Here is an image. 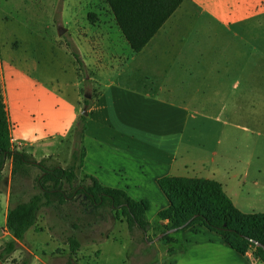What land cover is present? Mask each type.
I'll return each mask as SVG.
<instances>
[{
    "label": "crops",
    "instance_id": "0c3cea01",
    "mask_svg": "<svg viewBox=\"0 0 264 264\" xmlns=\"http://www.w3.org/2000/svg\"><path fill=\"white\" fill-rule=\"evenodd\" d=\"M255 14L252 5L243 11L238 0H185L140 53L133 52L113 14L109 23L98 19L86 29L90 36L72 37L85 67L96 71L85 82L79 79L78 65L65 45L54 49L59 77L47 69L39 47L23 56L9 54L5 64L0 54V85L13 149L37 161L51 158L71 163V135L85 109L83 87L95 82L101 90L87 110L81 175L124 191L136 202H147L151 225L168 224L159 218L170 207L159 181L169 176L215 180L243 213H264L262 171L255 172L221 138L214 148L207 147L212 138L206 127L223 124L210 112L217 96H208L203 104L192 101L207 88V80L219 90L231 91L230 71L221 62L242 56L239 47L244 45L235 28ZM73 19L74 12L72 23ZM72 23L64 29H71ZM213 30L217 32L212 45L233 46L230 39H222V30L239 41L232 55L220 57L216 50L206 48V32ZM13 187V162L8 160L0 179V251L13 240L8 228ZM54 229L39 216L13 259L19 261L25 251L33 257L32 264H60V246L75 258L82 249L70 251V244L64 245ZM177 239L184 251L172 252L169 264H254L250 252L238 253L221 235L202 225L179 233ZM105 244L116 246L117 253L122 246L114 238L93 243L101 250V264L107 255ZM124 259L118 264H125ZM110 262L116 264L114 258Z\"/></svg>",
    "mask_w": 264,
    "mask_h": 264
},
{
    "label": "rangeland",
    "instance_id": "374dc122",
    "mask_svg": "<svg viewBox=\"0 0 264 264\" xmlns=\"http://www.w3.org/2000/svg\"><path fill=\"white\" fill-rule=\"evenodd\" d=\"M238 4L242 6L243 11L247 6L252 5L257 14L253 19L235 28L238 40L241 39L244 45L239 47V50L244 51L242 56L234 61L232 59L231 62L229 59L221 62V65L227 66L230 71L227 82L229 86L230 81L231 91L230 88L219 90L211 80H207V88L196 93L192 101L195 100L196 105L203 104L208 96L210 99L217 96V104L210 112L211 114L215 112L217 115L213 117L221 118L223 124L219 127H206L210 130L209 136L212 138L207 143V147L214 148L216 141L221 138L223 143L227 142L230 145V150L242 155L255 172L262 171L261 175L264 179V0H238ZM255 6H257L256 10ZM73 12L74 23L70 20ZM89 13H96L98 19L104 23L112 20V12L105 0H0L2 61L5 64L9 54L23 56L27 52L31 53L35 47H39L41 59L47 69L55 77H59V70L55 69L57 61L54 49L58 45H65L70 52L78 51L77 46L72 44V37L77 35L84 39L90 36L91 32L86 30L91 27L88 21ZM66 23H72L71 29L67 28L66 33L60 36L59 29L66 27L68 25ZM215 32L217 31L206 32V48L216 50V54L220 57L225 53L232 55L236 45L240 44L239 41L222 30V39L226 41L230 39L233 46L230 44L227 46L225 43L212 45ZM229 64L232 66L229 67ZM95 73V70H89L87 67L82 73L78 67L79 79L83 82L88 75ZM100 90L101 87L95 82H91L90 85L84 84L83 98L85 99V95L93 97ZM194 140L197 141L196 136ZM70 143L71 145L74 143V134L71 135ZM72 154L73 150H70L69 160L72 159ZM58 162L63 167L70 164L67 163L68 160ZM40 173L38 168L33 167L17 171L14 176V192H16L13 198L14 204L19 199L28 200L35 193L34 187ZM77 175L79 178L83 177L78 170ZM40 218L47 220L51 228H57L56 231L54 229L55 234L60 236L64 245L76 242L80 245L79 250L82 249L73 258L67 256L65 247L60 246L57 251L60 264H101V250L94 248L93 243L98 245L111 238L122 245V250L117 253L116 246L105 244L107 255L103 258V264H114L110 262L113 258L116 264L123 258L125 264H169L172 257L170 249L178 246L177 241L166 243L162 240L163 232L169 227V223L150 224L147 233L137 228L130 230L126 218L116 214L110 205L94 208L84 196H78L65 205L55 202L41 212ZM89 249H92V252ZM249 252L254 264H262L255 257L254 248ZM32 263L33 257L24 251L19 261L12 257L6 264Z\"/></svg>",
    "mask_w": 264,
    "mask_h": 264
},
{
    "label": "trees",
    "instance_id": "16d2710c",
    "mask_svg": "<svg viewBox=\"0 0 264 264\" xmlns=\"http://www.w3.org/2000/svg\"><path fill=\"white\" fill-rule=\"evenodd\" d=\"M185 0H105L117 26L134 53H140L159 32L163 25L175 14ZM88 21L94 25L98 21L96 13L88 14ZM71 54L84 73L85 64L80 53ZM89 82V81H86ZM92 99H84L87 110ZM87 116L81 115L74 130V149L72 162L63 167L58 161L44 159L37 161L25 151L13 149L8 112L0 85V179L8 160L13 162V175L19 169L38 168L41 173L36 180L33 193L28 200L19 199L10 209L8 228L13 240L5 243L0 251V264H6L21 249L28 231L34 228L41 212L55 202L65 205L78 196H84L94 208L110 205L116 214L124 216L130 230L137 228L147 233L150 222L147 218V202H136L128 194L118 189L107 188L94 178L83 175L79 178L77 170L83 167L85 157L84 136ZM79 146V149H78ZM79 161V164H78ZM159 184L170 201V207L159 218L168 221L169 227L163 232V241L178 242L170 252L184 249L176 239L179 233L202 225L221 235L238 253L245 255L254 248L255 257L264 264V213L246 214L239 210L226 194L221 183L203 178L169 176L162 178ZM13 195H16L13 187ZM176 232L169 234L170 230ZM80 245L70 243L73 253Z\"/></svg>",
    "mask_w": 264,
    "mask_h": 264
},
{
    "label": "water",
    "instance_id": "95a60500",
    "mask_svg": "<svg viewBox=\"0 0 264 264\" xmlns=\"http://www.w3.org/2000/svg\"><path fill=\"white\" fill-rule=\"evenodd\" d=\"M66 31H67L66 29H64V28H60V29H59V35H60V36H63V35L66 33ZM85 98H86V99H91L92 97H91L90 95H85ZM82 115H84V116H87V115H88L87 108L84 109ZM175 232H176V229H174V230H170V231H169V234H173V233H175ZM257 246H258V247H261V248L264 249V246L261 245V244H257Z\"/></svg>",
    "mask_w": 264,
    "mask_h": 264
},
{
    "label": "clouds",
    "instance_id": "9594fccd",
    "mask_svg": "<svg viewBox=\"0 0 264 264\" xmlns=\"http://www.w3.org/2000/svg\"><path fill=\"white\" fill-rule=\"evenodd\" d=\"M70 130V129H69ZM25 139H27V137H25ZM31 142H35V141H31Z\"/></svg>",
    "mask_w": 264,
    "mask_h": 264
}]
</instances>
